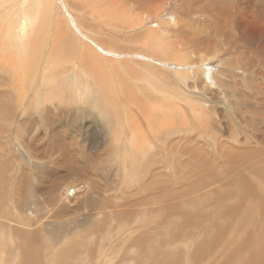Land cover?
I'll list each match as a JSON object with an SVG mask.
<instances>
[{
	"label": "rangeland",
	"instance_id": "rangeland-1",
	"mask_svg": "<svg viewBox=\"0 0 264 264\" xmlns=\"http://www.w3.org/2000/svg\"><path fill=\"white\" fill-rule=\"evenodd\" d=\"M181 2L183 0H155V5H161L163 11L166 9V13L162 11L161 18L147 27L165 31L173 26L168 17L185 26L191 20L190 27L183 28L186 32L183 29L179 30L192 38L196 37L195 39L205 41L203 48L207 50L202 49L204 52L201 51L199 55L203 56L205 53L206 60H198V56L192 54L189 43L184 44L186 40L175 32L165 31L163 34L165 42L171 45L172 49L175 48L187 54L185 61L188 62L183 69L186 71L187 78H190L186 80L190 87L182 90L185 95L180 96V100L174 96L166 100L169 105L174 103L173 105L180 109L178 108L179 111H177V108L173 106L176 108L178 118L175 120L174 128H169L171 131L165 134L161 133L158 136L153 133V130L149 131L151 129L147 122L144 120L143 122L140 116L143 110L140 108L141 105L140 111L134 104V100L130 101L127 96L130 86L127 87V94H125L126 87L123 88V86L126 81L132 86L133 79L130 80V77L133 75L129 76L130 73L122 72L119 76L123 74L121 78L123 81L125 78L127 80L124 84L121 80V84V78L115 75L114 71L117 66L113 67L111 62V60L116 62L121 57L111 59L107 55L108 64L100 61V58L106 56L102 53L103 50L116 52L120 49L129 53L132 50L134 53L128 54L124 51L128 54V58L121 60L140 59L139 64L142 67L148 65V60L145 58L148 56V51L145 50V43L142 41L145 40L146 34L143 27L136 26V30L133 27L131 28L133 31L128 29V32H124L117 26L116 21H113L112 28L106 23L105 18L97 19L96 22L92 20L94 24L83 20L85 30L93 36L88 40L74 28L70 31L65 25L56 24L54 15H51L50 23L47 19L40 29H47L52 37V33L57 31L55 28L58 25L63 26L62 47L64 48L50 47L51 37L49 36L48 45L45 43L42 51H37L36 54L28 53L29 56L26 54L27 58L20 62L21 66H24L21 67L20 72L22 71L23 74L26 71L27 75L25 83L30 84L26 94L21 88L20 80L14 85L10 71L4 70L3 85L0 87L2 92L0 98V209H2L0 232H4L5 229L6 234L0 235L2 237L0 238V264H38V262L67 264V259H70L68 264H264V191L262 192L264 190L262 186L264 185V44L261 43L263 44L261 46L258 41L248 38L264 34V25L259 19L254 21V19L240 16L237 11L216 13L211 8V1L208 6L211 12L204 15L201 14L200 7L196 5L199 0L193 1L191 8L193 11L195 8L198 10L197 14H192L190 18L192 12L188 10L190 6L187 9L186 6L190 5L191 0ZM60 12L62 14L55 18L58 21L65 20V11ZM188 12L190 15H185ZM73 13H81V10H75ZM139 33L142 37L139 35L137 37ZM168 33L172 35V38ZM233 33H236L235 38L232 37ZM208 35L210 39L207 40ZM69 36L73 38H67ZM125 38L129 41L126 42ZM65 43L72 48L75 46L78 54H92L90 57L92 60L100 57L98 58L99 70L106 76L98 72L96 75L99 76L96 78V75L88 69L92 74L91 79L100 81L106 78L110 86L114 83L112 88L109 83H105L106 86L108 85L107 89L103 86L105 85L103 82L97 83L98 80H95L99 88L97 89L100 91L102 89L101 97H106L105 101L101 99L103 101L101 108L84 100H82L83 103L78 102L70 94L71 91H63L62 94L53 92L49 95L50 91L46 90L47 95L44 97L34 95V89L39 88L44 77L62 76L64 80V76L73 72L74 65L78 66L75 61L80 60V56L75 57L76 53H68L67 49L71 47L67 44L69 47H65ZM109 44L116 46L115 49ZM97 46L101 47L100 50ZM53 49L55 54H58L55 60L49 57L55 55H51ZM43 51L44 53L47 51L44 56ZM49 52L50 55H48ZM135 54L137 56H130ZM48 57L51 62L56 61L51 64L53 68L55 67L54 69L58 68L57 74L52 67L49 72L43 71V61L46 60L44 63L46 69L47 65H51L48 64L50 63ZM66 60L68 64L65 63ZM155 60L159 64L156 72L165 82L170 81V85L177 88L178 76L173 73L172 68H167L173 67L167 63L181 64V62L166 61L167 59ZM38 62H40L39 65ZM205 62L207 64L202 68L201 73L197 65L205 64ZM30 63L35 65L32 67ZM55 64L57 67L54 66ZM129 67L135 72H138L135 70L137 68L139 71L142 69L133 63H130ZM211 72L213 76L209 74ZM217 81L220 82V86L215 85L218 84ZM180 84L184 85L183 82ZM139 87L141 88L136 86L137 92L140 91ZM46 89H50L49 86H46ZM107 94L110 98H107L109 97ZM139 95L136 97H140ZM57 96L62 98L59 99ZM37 99L40 101L38 102ZM107 101L108 103L113 101V106ZM114 102L118 109H115ZM228 107L229 109H226ZM104 108L108 110V113ZM109 109L113 111V119H117L119 115L122 117L123 126H119L125 128H120L114 124L116 121L107 117L109 114L112 115ZM128 109L133 113L132 116L134 115L133 118L139 126L141 124L140 127L136 122L134 124L137 125L131 124L133 119L132 116L127 117L131 115ZM138 114V119H135ZM110 123H113L115 127L112 124L110 126ZM130 124L134 128L135 126L141 128L142 133L139 129L138 133L140 132L143 136L136 134L133 127L134 131L131 129V132ZM189 125H192L191 128ZM200 125L207 126L203 127V130ZM178 126H182L183 129ZM115 132L117 133L114 134ZM168 132H170L169 135H167ZM132 133L135 138L136 136L137 138L141 136L142 139L147 138L146 142L149 143L145 144V148L144 144L141 145L143 149H146L145 151L136 152V149H133L134 145L129 144L127 135L131 136ZM116 137H119L121 142L116 140ZM228 138H230L229 141ZM222 143L225 145H222L223 148L220 149L219 144ZM202 193L205 197L201 196ZM88 222L89 225H84ZM67 229H71L72 233H63ZM58 234H62L60 241ZM63 235L67 237L64 238ZM88 238L90 239L87 240ZM72 244L74 248L81 247L82 251L79 247L74 249ZM64 248L65 254L62 252ZM69 248H73L72 251ZM252 251H256L255 257H252L254 254ZM67 252L70 254L66 255ZM28 255L32 257L31 262L26 260L29 258ZM1 260H4L3 263Z\"/></svg>",
	"mask_w": 264,
	"mask_h": 264
},
{
	"label": "bare ground",
	"instance_id": "bare-ground-1",
	"mask_svg": "<svg viewBox=\"0 0 264 264\" xmlns=\"http://www.w3.org/2000/svg\"><path fill=\"white\" fill-rule=\"evenodd\" d=\"M185 1H187V0H183V2H181V3H185ZM193 1H195V2H197L198 0H191V3H190V5H187L186 6V9L188 8V10L190 11L191 10V15L189 14L190 12H188V13H185V15H190V18H191V16H193V15H196L197 13H196V11L198 10V8H197V10H196V8L194 9V11H193V9L191 8V6H192V2ZM211 1V8L213 9V11L215 10L216 11V13H218V12H229V13H234V12H239V14H240V16L242 15L244 18H248V19H254V21H255V19H259L260 21H262V24L264 25V0H199V2H197L198 4H196L197 6H199L200 7V9H201V14H210V12L211 11H209L208 9H209V2ZM157 2V1H156ZM189 2V1H188ZM163 4V3H162ZM174 4H175V2H174ZM165 5V4H164ZM182 6V5H181ZM168 8V7H167ZM194 8V7H193ZM61 10H64L65 11V13L64 14H66V19L64 20H62V21H58L56 18H55V16H57L58 17V15H60V14H62L60 11ZM75 10H81V13H76V14H74L73 12L75 11ZM185 10V9H184ZM188 10H186V11H188ZM208 10V11H207ZM162 11H163V9H162V6L161 5H155V0H0V87L3 85V73H4V70H6V71H10V73L12 74V76H13V84L15 85V83L17 84V83H19V80H20V83H21V88H22V90L23 91H25V93L24 94H26V90H27V88H29V85L30 84H28V83H25V81H27L26 79H27V75H26V71L22 74L21 72H20V69H21V61H22V59H24V58H27V57H25V56H27L26 54H31V53H35V52H37V51H42L41 49L45 46V43H47V41H48V39L51 37L50 35H49V32H48V30L47 29H40L42 26H43V24L46 22V20L48 19V21H49V23H50V20H51V15H54V17H53V19L56 21V24H63V25H65L70 31H71V29L72 28H74L76 31H79L78 33H80L82 36H83V38L85 37H87V39L88 38H93V36L91 35V33L89 34V32L88 31H86L85 29V24L83 23V20H88L91 24L93 23H95L96 21L95 20H97V19H100V18H105V21H106V23H108V25H110L112 28H113V26H114V23H113V21H116L115 23L117 24V26H119V27H121L123 30H124V32H128V29H131V28H133V27H135V29L134 30H136V26H137V28H138V26H140V27H143V28H145V31H146V34H145V36H144V39L145 40H142V41H144V43H145V50L147 49V51H148V56L146 57L145 56V58H146V60H148V65L146 64V66H143L142 67V65L141 64H139L140 62H139V60L140 59H136V60H125L124 59V61L123 60H121V59H123V58H128V54H132L133 52H132V50L130 51V49H129V51H130V53L129 52H126L125 50V52L126 53H128V54H126V53H124V51H120V49L118 50V48H117V50L118 51H116V52H114V51H108V50H103V52L102 53H104V55L106 54V56H104L105 58H100V57H98V58H100V61L102 60V61H104V62H107V64H108V56L107 55H109L110 57H111V59H118L117 58V56H120L121 58L119 59V60H117L116 62L114 61V60H111V62L113 63V67L116 65L117 67L114 69V71H115V75H117L118 77H120L121 78V76H123V74L121 75V76H119L122 72H127L128 74H129V76H132V77H130V80H132L133 82H131V83H133L132 84V86H131V84H129V83H127L128 81H126L127 79L125 78V80L123 81V79L121 78H119L120 79V81L122 80L123 81V84H124V82H125V84H124V86H123V88L124 87H126L124 90V92H125V94H127L126 93V89H127V87L128 86H130V87H128V90H129V92H128V94L129 95H127L128 97H129V99H130V101H133L134 100V104L135 105H137V107L139 108V106H140V108H142L143 110L141 111V109H140V111L142 112V115H140V116H142L141 118H142V121L144 120V121H146L147 122V124H148V126H149V128L151 129V130H149V131H152L153 130V133H155V134H161V133H167V131H171V129H173L174 128V126H175V120H177V118H178V113L175 111L176 110V108H177V111H179L178 110V108L179 107H176V105L174 106L173 104H170L169 105V103L168 102H166V100L170 97H172V96H174V97H176L178 100H180L181 99V97L180 96H184L185 95V92H183L182 90H187V88L188 87H190V85L186 82V80H188V78H187V76H186V71L183 69L184 67V65H186L187 64V62L188 61H185V59H187V54L185 55V54H183L182 52H180V51H178V50H175V48L174 49H172V47H171V45H168L166 42H165V39H164V37H163V34L165 33V31H168L169 33H170V31L171 32H175L176 33V35H178V36H180L181 38H183L184 40H186V43H184V44H188L189 45V47H191L192 48V54L194 53V55H197L196 57L198 58V60H200V61H204V60H206V57H204V55H205V53H203V56L202 55H199L200 53H201V51L202 52H204L205 50H207V48H205V50H204V48H203V46H204V40H199L198 38L197 39H195V38H192V37H190L187 33H185L186 32V30H184L185 29V27L186 26H189L190 24V22L192 23V21L191 20H189V23H188V25H183V24H179V22H177L175 19H171V18H169L168 17V19L169 20H171L170 21V23H172V27H169V29L167 28V30L165 29V31H163L162 29H158V30H156L155 28H149V27H147L148 25H150V24H153L154 22H156V20H158V19H160L161 18V13H162ZM214 11V12H215ZM163 12H165L166 13V9H164V11ZM175 12V11H174ZM183 12V11H182ZM221 13V14H222ZM193 14V15H192ZM220 14V13H219ZM60 18H63V17H60ZM188 19V18H187ZM187 19H185L186 20V22L185 23H187ZM195 19V18H194ZM227 19V18H226ZM92 20H94L95 22H93ZM243 20V19H242ZM55 21H54V24H55ZM98 21V20H97ZM180 21V20H179ZM53 22V21H52ZM87 22V21H86ZM118 22V23H117ZM196 22V21H195ZM232 22V21H231ZM239 22V21H238ZM165 23V22H164ZM259 23V22H258ZM115 24V25H116ZM156 24V23H155ZM163 24V23H162ZM238 24V23H237ZM260 24V23H259ZM96 25V24H95ZM159 25V24H158ZM240 25V24H239ZM243 25V24H242ZM89 26V25H88ZM185 26V27H184ZM241 26V25H240ZM97 27V26H96ZM103 27V26H102ZM139 27V28H140ZM190 27V26H189ZM54 28V27H53ZM66 28V29H67ZM92 28V27H91ZM147 28V29H146ZM184 28V29H183ZM241 28V27H240ZM239 28V29H240ZM55 29H57V31L55 32V33H52V37H51V41H50V44H49V46L50 47H59V48H61V49H63L64 47H62V42H63V36H64V31H63V26H61V25H58ZM89 29V28H88ZM93 29V28H92ZM141 29V28H140ZM179 29H183L184 31H180ZM199 29V28H198ZM127 30V31H126ZM132 30V29H131ZM142 30V29H141ZM173 30V31H172ZM263 30V29H262ZM96 31V30H95ZM105 31H107V29L105 30ZM104 31V33H106ZM112 31V30H111ZM113 31H116V30H113ZM122 31V30H121ZM121 31H119V32H121ZM133 31V30H132ZM191 31V30H190ZM202 31V30H201ZM245 31H247V30H245ZM244 31V32H245ZM66 32V34H67V31H65ZM123 32V33H124ZM198 32V31H197ZM248 32H249V30H248ZM248 32H246V33H248ZM72 33V32H71ZM115 33H117V31L115 32ZM133 33V32H132ZM140 33H141V31H140ZM140 33L139 34H137V37H139L140 36ZM168 33V34H169ZM192 33V32H191ZM65 34V35H66ZM120 34V33H119ZM142 34H144V32L142 33ZM190 34V33H189ZM68 35V34H67ZM72 35V34H71ZM70 35V36H71ZM80 35V36H81ZM116 35V34H115ZM122 35H124V34H122ZM139 35V36H138ZM170 35V34H169ZM194 36H196L195 34H193ZM232 35V34H231ZM251 35H253V33L251 34ZM50 36V37H49ZM70 36L69 37H67V38H70ZM79 36V37H80ZM97 36V35H96ZM135 36H136V34H135ZM175 36V35H174ZM140 37H142V36H140ZM170 37L172 38V35H170ZM207 37V40L208 39H210V35H208V36H206ZM215 37V36H214ZM232 37L233 38H235L236 37V33H233V35H232ZM245 37H246V40H248L247 39V35H245ZM67 38H66V40H67ZM71 38H73V37H71ZM70 38V39H71ZM116 38V37H115ZM115 38H113V39H115ZM132 38V37H131ZM130 38V39H131ZM169 38V37H168ZM249 39H251V40H256V41H258L260 44L261 43H263L264 44V34H260V35H258V36H249L248 37ZM75 39V38H74ZM105 39H106V37H105ZM124 39V38H123ZM224 39V38H223ZM65 40V39H64ZM88 40H90V39H88ZM87 40V41H88ZM125 40H126V38H125ZM125 40H124V42H125ZM72 41V40H71ZM80 41H81V39H80ZM101 41V40H100ZM106 41V40H105ZM118 41V40H117ZM127 41H129V40H126V42ZM181 41V40H180ZM210 41V40H209ZM215 41V40H214ZM256 41H253V42H256ZM70 42V41H69ZM75 42V41H74ZM182 42V41H181ZM206 42H208V41H206ZM252 42V41H251ZM68 43V42H67ZM67 43H65V47L67 46V45H69V44H67ZM104 43V42H103ZM109 43V42H108ZM115 43V42H114ZM113 43V44H114ZM143 43V42H142ZM67 44V45H66ZM72 44H73V42H72ZM76 44V43H75ZM81 44H82V42H81ZM87 44V43H86ZM113 44H109V45H111L112 47H114V45ZM125 44V43H124ZM263 44H261V46L263 45ZM46 45H48V43L46 44ZM77 45V44H76ZM104 45V44H103ZM116 45V44H115ZM207 45V44H206ZM70 46V45H69ZM69 46H67V47H69ZM73 46V45H72ZM100 46V45H99ZM99 46H97L98 47V49L100 50V48H99ZM108 46V45H107ZM110 46V47H111ZM128 46V45H127ZM126 46V47H127ZM71 47V46H70ZM75 47V46H74ZM69 48V49H67L68 50V53H76V55H75V57L76 56H80V60H76L75 62L76 63H78V66H76V65H74V67H73V72L72 73H69V74H67L66 76H64L63 74V76H64V80L61 78V77H53V76H46V77H44L43 79V81L41 82V84H40V86H39V88H36V89H34V91H33V93H34V95L35 96H40V97H44L45 95H47L46 93H45V91L46 90H49L50 91V93H49V95L50 94H52L53 92L55 93V92H58L59 94H62V92L63 91H71V95H72V97H75L76 98V100H78V102L79 101H81L82 103H83V101L82 100H84L86 103H89V104H95V105H101V104H103L102 102L103 101H105L104 99L106 98H103V97H101V96H103L102 94H101V91H102V89H101V91L100 90H98L99 88L97 87V84H96V81L95 80H98L97 81V83H100V81L101 82H103L104 84L106 83V84H108L107 82H106V78L105 79H103V80H101L100 79V81H99V79H91V73L88 71V69L90 70V71H92V73L94 74V75H96V74H98V72H102V71H100L99 70V62H98V58L96 57L94 60H92V59H90V57H92V54L90 55V53H89V55H81V54H78V52L76 51V48ZM81 47V46H80ZM96 47V48H97ZM116 47V46H115ZM115 47H114V49H115ZM121 47V46H120ZM119 47V48H120ZM206 47V46H205ZM209 47V46H208ZM46 48V47H45ZM86 48H88V47H86ZM107 48V47H106ZM105 48V49H106ZM134 48V47H133ZM47 49V48H46ZM83 49H85V48H83ZM83 49H81V50H83ZM122 49V48H121ZM136 49H137V47H136ZM140 48L138 47V50H139ZM143 49V48H142ZM204 51H203V50ZM233 49V48H232ZM48 50V49H47ZM67 50H65L66 52H67ZM126 50H127V48H126ZM144 50V51H145ZM197 50V51H196ZM231 50V49H230ZM53 51V54H51V55H54L55 54V52H54V49L52 50ZM94 50L92 49V52H93ZM90 52V51H89ZM210 52V51H209ZM42 53V52H41ZM61 53V52H60ZM95 53V52H94ZM186 53V52H185ZM190 53V52H189ZM189 53H188V55H189ZM29 54H28V56H29ZM36 54V53H35ZM34 54V55H35ZM44 54H47V51H46V53H44V51H43V56H44ZM63 54V53H62ZM70 54V55H71ZM134 54V53H133ZM191 54V55H192ZM208 54V53H207ZM206 54V55H207ZM33 55V56H34ZM48 55H50V52H49V54ZM57 55L58 54H55L53 57L52 56H49L50 58H52L51 60H55L54 58L55 57H57ZM74 55V54H73ZM95 55H97L96 53H95ZM210 55V54H209ZM216 55V54H215ZM31 56V55H30ZM42 56V55H41ZM59 56H61V55H59ZM59 56H58V58H59ZM94 56V55H93ZM131 57H133V56H137L136 54L135 55H130ZM155 56H157V58H155ZM208 56V55H207ZM38 57V54H37V56H36V58ZM48 57V58H49ZM63 57V56H62ZM62 57H60V59L62 58ZM73 57V56H72ZM186 57V58H185ZM192 57H194V56H192ZM31 58H32V56H31ZM40 59H41V57H39ZM45 58V57H44ZM50 58H49V60H50ZM140 58V57H139ZM160 58V59H159ZM162 58V59H161ZM143 59V58H142ZM155 59H158V60H164V59H167L166 61H168V60H173V61H175V62H181V64H175V63H167V64H169V65H171V66H173V67H167V68H172L173 70H174V72L173 73H175V74H177V76L179 77V79H178V77H177V79H176V81H178L177 82V88H174V87H172V85H170V81H169V83H167V82H165V80L156 72V70L158 71V69H156V67H158V63H157V61L155 60ZM192 59H194V58H192ZM25 60V59H24ZM23 60V61H24ZM51 60H50V63H48V64H51L52 62H54V61H52L51 62ZM63 60V59H62ZM73 60V59H72ZM210 60V59H209ZM28 61H29V58H28ZM38 61V60H37ZM37 61H36V63H37ZM46 61V60H45ZM45 61H43V66H42V68H43V71H48L49 72V69L52 67V64L51 65H47V69H46V65L44 64L45 63ZM68 61H70V60H68ZM165 61V62H166ZM21 62V63H20ZM34 62V61H33ZM33 62H31L32 64H33ZM146 62V61H145ZM172 62V61H171ZM196 62V61H195ZM25 63V62H24ZM23 63V64H24ZM26 63H27V60H26ZM30 63V65H32ZM39 63L40 62H38V65H39ZM54 63H56V61L54 62ZM65 63H67V60H66V62ZM75 63V64H76ZM101 63V62H100ZM103 63V62H102ZM130 63H133V64H137V66L138 67H140V68H142L140 71L138 70V68L137 69H135V70H137L138 72H135V71H133L132 69H134V67H132V65H131V68L129 67V64ZM143 63V62H142ZM193 63V62H192ZM191 63V64H192ZM22 64V65H23ZM47 64V63H46ZM68 64V63H67ZM104 64V63H103ZM109 64H110V62H109ZM207 64V62H205V64H199V65H197V67H198V70H200V72L202 73V68L205 66ZM25 65V64H24ZM28 65V64H27ZM35 65V64H34ZM34 65H32V67L34 66ZM61 65V64H60ZM59 65V66H60ZM102 65V64H101ZM41 66V65H40ZM54 66H56V64L54 65ZM58 66V67H59ZM112 66V65H111ZM233 66V65H232ZM24 67V66H23ZM22 67V68H23ZM57 67V66H56ZM63 67V66H62ZM148 67H150V68H148ZM192 67H193V65H192ZM41 68V67H40ZM55 68V67H54ZM53 67H52V69H54ZM60 68H61V66H60ZM104 68V67H103ZM102 68V69H103ZM27 69V68H26ZM25 69V70H26ZM32 69V68H31ZM62 69V68H61ZM111 69V68H110ZM160 69V68H159ZM27 70H29V69H27ZM67 70V69H66ZM105 70V69H104ZM112 70V69H111ZM234 70H236V69H234ZM5 71V72H6ZM55 71H56V73H55ZM57 71L59 72V70H58V68H57V70L56 69H54V73L55 74H57ZM160 71V70H159ZM163 71H165V70H163ZM185 71V72H184ZM215 71V70H214ZM53 72V71H52ZM65 72H67V71H65ZM189 72V71H188ZM195 72V71H194ZM199 72V71H198ZM103 73V72H102ZM167 73V72H166ZM190 73H191V71H190ZM220 73V72H219ZM60 74H61V72H60ZM104 75H105V73H103ZM109 74V73H108ZM132 74V75H131ZM189 74V73H188ZM196 74V73H195ZM198 74V73H197ZM209 74H211L212 76H213V74H212V72L211 73H209ZM114 75V76H115ZM217 75H219V74H217ZM97 76H99V75H96L95 77L96 78H98ZM103 76V75H102ZM106 76V75H105ZM124 76H126L125 74H124ZM164 76H166V75H164ZM189 76V75H188ZM191 76V75H190ZM247 76V75H246ZM18 77V78H17ZM93 77V76H92ZM104 77V76H103ZM171 77H173V75H171ZM206 77V76H205ZM21 78V79H20ZM116 78V77H115ZM115 78H114V80H115ZM129 78V77H128ZM166 78H167V76H166ZM207 78V77H206ZM216 78V77H215ZM221 78V77H220ZM190 79V78H189ZM214 79V78H213ZM167 80V79H166ZM170 80V79H169ZM223 80V79H222ZM67 83H66V82ZM108 81H109V78H108ZM116 81H117V79H116ZM122 81H121V84H122ZM174 81V80H173ZM206 81V80H205ZM207 81H208V78H207ZM206 81V82H207ZM113 82V81H112ZM181 82H183L184 83V85H182V84H180ZM103 83H102V85H103ZM117 83H119V82H117ZM126 83H127V86H126ZM202 83V82H201ZM208 83V82H207ZM216 83H218V84H215V85H221V84H219L220 82L219 81H217ZM245 83H247V82H245ZM106 84L105 85H103V86H106ZM112 85L114 84V83H111ZM205 84V83H204ZM225 84V83H224ZM9 85H10V82H9ZM102 85H101V87H102ZM111 85V86H112ZM179 85H181L180 87H181V89H180V87L178 88V86ZM196 85V84H195ZM17 86V85H16ZM46 86H49V88L50 89H46ZM98 86H99V84H98ZM109 86H110V83H109ZM110 86V87H111ZM117 86V85H116ZM119 86V85H118ZM136 86H141V88H140V91L139 92H137L138 90L136 89ZM192 86V85H191ZM226 86V85H225ZM31 87V86H30ZM100 87V86H99ZM108 87V85L106 86V88ZM110 87H109V91H110ZM209 87V86H208ZM227 87V86H226ZM98 88V89H97ZM112 88V87H111ZM105 89V88H104ZM108 89V88H107ZM114 89V88H113ZM113 89H111V90H113ZM194 89V88H193ZM192 89V90H193ZM120 91V90H119ZM188 91H189V89H188ZM113 92V91H112ZM21 93V92H20ZM103 93H104V90H103ZM189 93H191V92H189ZM194 93V92H193ZM203 93V92H202ZM238 93H239V91H238ZM67 94V93H66ZM69 94V93H68ZM97 94H99V96H97ZM106 94V93H105ZM114 94H115V92H114ZM118 94V93H117ZM116 94V96H118ZM138 94H140L139 96L140 97H136V95H138ZM1 95H2V92H1V90H0V98H1ZM108 95V94H107ZM121 95V94H120ZM199 95V94H198ZM203 95V94H202ZM70 96V95H69ZM109 96V95H108ZM115 96V97H116ZM125 96V99H126V95H124ZM188 96V95H187ZM204 96H206V95H204ZM57 97H59V96H57ZM101 97V98H100ZM200 97V96H199ZM202 97V96H201ZM207 97V96H206ZM221 97V96H220ZM219 97V98H220ZM53 98V97H52ZM62 97H59V99H61ZM103 98V99H102ZM107 98H110V96L109 97H107ZM112 98V100H114V98L113 97H111ZM31 99V98H30ZM40 99V98H39ZM39 99H37L38 100V102L40 101ZM101 99L103 100V101H101ZM183 99V98H182ZM191 99V98H190ZM215 99V98H214ZM32 100V99H31ZM70 100V99H69ZM73 100V99H72ZM107 100V99H106ZM127 100V99H126ZM192 100V99H191ZM191 100H189V101H191ZM204 100V99H203ZM34 101V100H33ZM60 101V100H59ZM189 101H187L188 103H189ZM30 102H32V101H30ZM35 102V101H34ZM124 101H122V103H123ZM126 102V101H125ZM176 102V101H175ZM179 102V101H178ZM183 103H184V101H182ZM186 102V101H185ZM198 102V101H197ZM206 102V101H205ZM232 102V101H231ZM230 102V103H231ZM37 103V102H36ZM61 103H62V101H61ZM107 103H108V101H107ZM112 103H113V101L111 102V103H108L109 105L111 104L112 105ZM115 103V102H114ZM172 103V102H171ZM177 103V102H176ZM182 103V104H183ZM200 103H202L201 101H200ZM225 103V102H224ZM234 103V102H233ZM246 103V102H245ZM252 103V102H251ZM32 104V103H31ZM79 104V103H78ZM127 104V103H126ZM130 104V103H129ZM185 104H187V103H185ZM235 104H236V102H235ZM109 105H107V106H109ZM117 105H119V103L117 104ZM199 105V104H198ZM230 105V104H229ZM232 105V104H231ZM32 106V105H31ZM102 106V105H101ZM101 106H100V108H101ZM106 106V107H107ZM113 106V105H112ZM116 106V103L114 104V107ZM176 107V108H174V107ZM183 106V105H182ZM186 106V105H185ZM200 106V105H199ZM203 106V105H202ZM201 106V107H202ZM207 106V105H206ZM220 106V105H219ZM226 106V105H225ZM105 107V106H104ZM110 107V106H109ZM120 107V106H119ZM134 107V106H133ZM188 107V106H187ZM194 107H195V105H194ZM218 107V106H217ZM118 109V107H115V109ZM131 108V107H130ZM200 108V107H199ZM105 109V111H106V113H108V110L106 109V108H104ZM133 109V108H132ZM138 109V110H139ZM180 109V108H179ZM186 109V108H185ZM226 109H229V107L228 108H226ZM240 109V108H239ZM239 109H238V111H239ZM251 109V108H250ZM110 110V109H109ZM256 110V109H255ZM115 111V110H114ZM128 111H129V114H131V115H127V117L129 116H132V114L133 113H131L130 112V110L128 109ZM133 111V110H132ZM101 112V111H100ZM112 112V113H111ZM116 112V111H115ZM125 112V111H124ZM134 112V111H133ZM242 112V111H241ZM246 112V111H245ZM109 113H111L112 115L110 116V114H109V116H107L108 118H110L112 121H116V123H114V124H116L117 126H119V125H122V117L119 115V117H117V119H113V111L112 110H110V112ZM118 113H120V111L118 112ZM117 113V114H118ZM127 113V112H126ZM180 113H182V111L180 112ZM228 113V112H227ZM117 114H115V115H117ZM193 114V113H192ZM115 115H114V117H115ZM188 115H189V113H188ZM187 115V116H188ZM194 115V114H193ZM201 115V114H200ZM203 115V114H202ZM206 115V114H205ZM205 115H204V117H205ZM246 115V114H245ZM124 116V115H123ZM138 116H139V114L137 115V118H135V119H138ZM184 116V115H183ZM190 116H192L191 114H190ZM208 116V115H207ZM103 117V116H102ZM128 117V118H129ZM134 115L132 116V119H133V121H131L132 123L131 124H134V122H136L137 123V121H135L134 120ZM193 117V116H192ZM220 117V116H219ZM116 118V117H115ZM127 118V119H128ZM199 118V117H198ZM206 118V117H205ZM204 118V119H205ZM231 118V117H230ZM140 119V118H139ZM181 119V118H180ZM192 119V118H191ZM195 119V118H194ZM208 119V118H207ZM206 119V120H207ZM129 120V119H128ZM190 120V119H189ZM193 120V119H192ZM258 120V119H257ZM141 121V120H140ZM143 121V122H144ZM200 121H201V119H200ZM209 121H210V119H209ZM128 122V121H127ZM130 122V121H129ZM125 123V122H124ZM134 124V125H137L138 127H140L141 126V124H140V126H139V123H137V124ZM182 123H184V122H182ZM192 123V122H191ZM197 123V122H196ZM207 123H209V122H207ZM207 123H205V124H207ZM111 124H112V126L114 125L113 123H110V126H111ZM130 124V131L132 132V130L134 131V129H135V133L136 134H140L141 135V133H142V131L137 127V126H135V128H134V126H132ZM143 124H145V123H143ZM181 124V123H180ZM212 124V123H211ZM255 124V123H254ZM253 124V125H254ZM185 125V124H184ZM197 125H199V123L197 124ZM208 125V124H207ZM207 125H203V127H206ZM242 125H244V124H242ZM241 125V126H242ZM258 125V124H257ZM123 126V125H122ZM121 126V127H122ZM127 126V125H126ZM144 126V125H143ZM190 126V128H191V126L192 125H189ZM201 126V125H200ZM214 126V125H213ZM212 126V127H213ZM251 126V125H250ZM114 127H115V125H114ZM113 127V129H115ZM120 127V126H119ZM120 127V128H121ZM129 127V126H128ZM132 127L134 128V129H132ZM182 127V126H181ZM181 127H179L178 126V128H181ZM203 127L201 126V129H203ZM244 127V126H243ZM255 127V126H254ZM110 129H112L111 127H109ZM123 128H125V127H122V129ZM137 128V129H136ZM146 128V127H145ZM169 128H171V129H169ZM132 129V130H131ZM140 130V132L138 133V131ZM147 129V128H146ZM181 129H183V127L181 128ZM209 129V128H208ZM208 129H206V131L208 130ZM211 129V128H210ZM236 129V128H235ZM92 130V129H91ZM160 130H161V132H160ZM178 129H176V131H177ZM204 130V129H203ZM245 130V129H244ZM260 130V129H259ZM116 131V130H115ZM118 131H120V130H118ZM147 131V130H146ZM200 131H202V130H200ZM243 131V130H242ZM93 132V131H92ZM114 132V131H113ZM122 132V131H121ZM131 132H128V133H130L131 134ZM233 132V131H232ZM257 132V131H256ZM262 132V131H261ZM117 132H115L114 134H116ZM127 133V134H128ZM173 133H174V131H173ZM112 134V133H111ZM133 134L134 133H132V135L131 136H128L127 135V137H132V138H128V140L130 141V143L129 144H133L134 145V147H133V149H136V152H142V151H145L146 149H143V146H144V148H145V144H148L147 142H146V139H142L141 138V136H143V135H141L139 138H137V136H136V138H135V136L133 137ZM145 134V133H144ZM149 134V133H148ZM170 134V132H168V134L167 135H169ZM121 135V134H120ZM120 135H118V136H120ZM158 135V136H159ZM238 135V134H237ZM247 135V134H246ZM249 135V134H248ZM256 135V134H255ZM117 136V135H116ZM157 136V137H158ZM218 135H216V137H217ZM86 138V137H85ZM117 138V137H116ZM116 138H114V139H116ZM119 138V137H118ZM116 139V140H118L119 141V139ZM159 138V137H158ZM162 138V137H161ZM206 138V137H205ZM202 139V138H201ZM229 139L230 138H228V141H229ZM239 139V138H238ZM163 140V139H162ZM128 141V142H129ZM146 143H145V142ZM208 141V140H207ZM119 142H121V141H119ZM234 142V141H233ZM117 143V142H116ZM151 143V142H150ZM216 143V142H215ZM221 143V142H220ZM118 144V143H117ZM121 144V143H120ZM144 144V145H143ZM130 145V146H131ZM132 145V146H133ZM141 145H143V146H141ZM151 145V144H150ZM220 145V147L223 145V143L222 144H219ZM218 145V146H219ZM225 145V144H224ZM223 145V146H224ZM234 145V144H233ZM235 145H236V143H235ZM241 145V144H240ZM137 146H140L139 148H136ZM214 146V145H213ZM217 145H215V147H216ZM88 147V146H87ZM148 147V146H147ZM202 147V146H201ZM214 147V148H215ZM235 147V146H234ZM101 148V147H100ZM116 148V147H115ZM195 148H196V146H195ZM203 148V147H202ZM209 148V147H208ZM223 147H221L220 149H222ZM225 148H228V147H225ZM239 148V147H238ZM130 149H131V147H130ZM184 149V148H183ZM229 149V148H228ZM123 150V149H122ZM124 150H125V148H124ZM212 150H214L213 149V147H212ZM208 151V150H207ZM228 151V150H227ZM122 152V151H121ZM199 152V151H198ZM244 153V152H243ZM143 154V153H142ZM201 154V153H200ZM215 154V153H214ZM224 154V153H223ZM144 155V154H143ZM222 155V154H221ZM224 156H225V154H224ZM224 156H223V158H224ZM194 157V156H193ZM202 157V156H201ZM227 157V156H226ZM225 157V158H226ZM220 158V157H219ZM244 158V157H243ZM221 159V158H220ZM228 160H230V159H228ZM181 161V160H180ZM187 161V160H186ZM250 161H251V159H250ZM136 162V161H135ZM226 162H227V159H226ZM252 162V161H251ZM198 163V162H197ZM247 163H249V161L247 162ZM180 167V166H179ZM249 167V166H248ZM160 168V167H159ZM165 169V168H164ZM181 169V168H180ZM182 170V169H181ZM187 170V169H186ZM176 171V170H175ZM153 172V171H152ZM177 172H178V170H177ZM159 173V172H158ZM179 173V172H178ZM183 173V172H182ZM185 174V173H184ZM157 175V174H156ZM159 176V175H158ZM157 176V177H158ZM162 176V175H161ZM178 177H180V176H178ZM176 179V178H175ZM182 180V179H181ZM187 180V179H186ZM155 181V180H154ZM153 181V182H154ZM160 181V180H159ZM185 181V180H184ZM161 182V181H160ZM177 182V181H176ZM183 182V181H182ZM187 182V181H186ZM178 183V182H177ZM181 183V182H180ZM152 184V183H151ZM155 184V183H154ZM262 184L260 183V186H261ZM68 186V185H67ZM258 186V185H257ZM263 187H264V185H262ZM261 186V190H262V187ZM73 188V187H72ZM198 188H200V187H198ZM72 190V189H71ZM194 190V189H193ZM195 190H198V189H196L195 188ZM111 191H113V190H111ZM203 191V190H202ZM264 190H262V192H263ZM72 192V191H71ZM198 192H199V190H198ZM203 194V193H202ZM57 195V194H56ZM71 195H73V194H71ZM114 195V194H113ZM74 196H75V194H74ZM108 196V195H107ZM121 196H123V195H121ZM201 196H203V197H205V194H203V195H201ZM198 198H199V196H198ZM77 199V198H76ZM75 199V200H76ZM101 199H102V196H101ZM205 199V198H204ZM207 199V198H206ZM209 199V198H208ZM57 200H59V199H57ZM93 200V199H92ZM110 200V199H109ZM149 200V199H148ZM61 201V200H60ZM86 201V200H85ZM72 202V201H71ZM103 202H104V200H103ZM202 202V201H201ZM201 202H198V203H201ZM88 203H90V201L88 202ZM205 203H206V201H205ZM100 204V203H99ZM150 204V203H149ZM148 204V205H149ZM203 204V203H202ZM143 206V205H142ZM199 206H200V204H199ZM198 206V207H199ZM149 207V206H148ZM151 207V206H150ZM195 208V207H194ZM133 209V208H132ZM2 209H0V211H1ZM2 212V211H1ZM0 212V213H1ZM3 212H5V210L3 211ZM107 212V211H106ZM7 213V212H6ZM189 213V212H188ZM2 214V213H1ZM184 214V213H183ZM7 215H8V213H7ZM189 215V214H188ZM4 216H6V215H4ZM9 217V216H8ZM192 217H194V216H192ZM6 218V217H5ZM193 219V218H192ZM22 220V219H21ZM91 221H93V220H91ZM3 222V221H2ZM23 223V222H22ZM68 224V223H67ZM86 224H90L89 222L88 223H85L84 225H86ZM13 225V224H12ZM41 226V225H40ZM27 229V228H26ZM82 229H84V228H82ZM4 232H2L3 234L5 233V229L3 230ZM26 231V230H25ZM75 231V230H74ZM78 231V230H77ZM86 231H91V229H86ZM7 232V231H6ZM1 232H0V235L2 234ZM63 233H67V234H71L72 233V231H71V229H67L66 230V232H64L63 231ZM92 233V232H91ZM90 233V234H91ZM2 234V235H3ZM6 234V233H5ZM30 234H31V231H30ZM60 235V237H59V241L61 240V235L62 234H58L57 236H59ZM89 235V234H88ZM30 236V235H29ZM64 236V238H66L67 236H65V235H63ZM87 236V235H86ZM28 237V236H27ZM105 237V236H104ZM0 238H2V237H0ZM11 238V237H10ZM83 238V237H82ZM85 239H86V237H85ZM90 238H88L87 240H89ZM75 240V239H74ZM80 240V239H79ZM72 241V240H71ZM81 241V240H80ZM83 241V240H82ZM66 242H67V239H66ZM72 242H75V241H72ZM84 242V241H83ZM67 243H69V240H68V242ZM90 243V242H89ZM76 244V243H75ZM84 244V243H83ZM91 244H92V242H91ZM90 244V245H91ZM63 245V244H62ZM51 246V245H50ZM87 246V245H86ZM89 246V245H88ZM62 247V246H61ZM72 247H73V244H72ZM76 247H79V246H75V248L74 249H76ZM63 248V247H62ZM66 248V247H65ZM65 248H64V251H62L63 253L66 251L65 250ZM71 248V247H70ZM69 248V249H70ZM72 248V249H73ZM72 249H70L71 251H72ZM79 249L81 250L82 248L81 247H79ZM94 249V248H93ZM80 250H79V252H80ZM88 250V249H87ZM89 250H91V249H89ZM251 250V249H250ZM61 251V250H60ZM82 251V250H81ZM99 251V250H98ZM75 252V251H74ZM78 252V251H77ZM250 252V251H249ZM32 253V252H31ZM48 253V252H47ZM52 253V252H51ZM62 253V254H63ZM76 253V252H75ZM252 253H254L253 254V256L252 257H255L256 256V251L255 252H253L252 251ZM251 253V254H252ZM29 254V253H28ZM49 254V253H48ZM60 254V253H59ZM65 254V253H64ZM64 254H63V256H64ZM70 254V253H69ZM68 254V252H67V254L66 255H69ZM73 254V253H72ZM80 254V253H79ZM39 255V254H38ZM47 255V254H46ZM58 255V254H57ZM29 256V258L28 259H26L27 260V262H31L32 260V257H31V255H28ZM27 256V257H28ZM77 256V255H76ZM88 256V255H87ZM96 256H97V254H96ZM1 257H3L2 255H1ZM26 257V258H27ZM57 257H59V256H57ZM62 257V256H61ZM66 257H68V256H66ZM65 257V258H66ZM70 257V256H69ZM98 257V256H97ZM37 258V257H36ZM40 258V257H39ZM71 258H72V256H71ZM95 259V258H94ZM35 260V259H34ZM63 260H64V258H63ZM2 261V260H1ZM4 261V260H3ZM3 261H2V263H3ZM57 259H56V263H57ZM67 261L69 262L70 261V259L68 260L67 259ZM72 261V260H71ZM68 262H67V264H68ZM89 262V261H88ZM258 263V262H257ZM27 264H29V263H27ZM35 264V263H34ZM38 264H40V262H38ZM42 264V263H41ZM57 264H59V263H57ZM91 264V263H90Z\"/></svg>",
	"mask_w": 264,
	"mask_h": 264
}]
</instances>
